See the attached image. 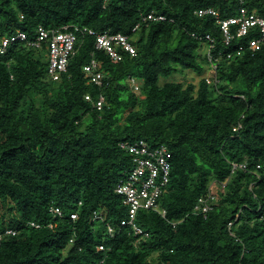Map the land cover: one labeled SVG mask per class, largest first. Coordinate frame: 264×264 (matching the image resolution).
<instances>
[{"label":"trees","instance_id":"16d2710c","mask_svg":"<svg viewBox=\"0 0 264 264\" xmlns=\"http://www.w3.org/2000/svg\"><path fill=\"white\" fill-rule=\"evenodd\" d=\"M205 8L264 16V0H0V38L78 25L128 35L136 48L114 60L80 35L59 80L45 45L0 53V232L18 230L0 241V264H264V43L252 50L257 30L237 36V24L227 43L217 18L198 14ZM151 13L165 19L144 20ZM92 60L103 85L84 69ZM184 70L201 79L161 82ZM140 138L172 153L167 215L140 210L148 236L131 226L111 236L107 225L128 214L115 188L132 158L120 144ZM215 182L211 211L193 212Z\"/></svg>","mask_w":264,"mask_h":264},{"label":"built area","instance_id":"2783aa9c","mask_svg":"<svg viewBox=\"0 0 264 264\" xmlns=\"http://www.w3.org/2000/svg\"><path fill=\"white\" fill-rule=\"evenodd\" d=\"M239 1L244 3L245 0ZM198 14L200 16L205 14L214 15L222 28L227 43L234 38L232 26L235 24L238 25L236 31L237 36L247 35L251 28L257 30V36L250 43L252 50L258 49L264 43V16L256 12L248 13L245 9H241L240 15L226 19L220 18L219 12L214 8L200 9L198 10ZM146 19L164 20L165 16L151 13L144 17V20ZM85 34L94 36L96 39V47L105 50L114 60L123 58L121 50H125L132 55L136 54V48L131 43L128 35L109 32L98 33L92 28L78 25H65L62 28H47L40 25L37 28L35 38L32 40H28L27 34L22 31L13 36L0 38V53H5L12 43L22 40L27 41L30 46L36 48H42L45 45L49 60V77L52 80H59L61 75L67 71L71 56L76 52L79 36ZM206 38L210 39V36L207 35ZM84 69L87 75L91 77L93 83L103 85L105 72L98 70V65L95 60H92ZM215 69L216 67L212 65L214 73ZM135 80V78H130L132 86L138 90L139 87L136 85ZM86 98L91 99L88 95ZM104 103L105 95L101 93L95 102V106L98 109H102ZM120 146L130 153L132 158L131 167L123 172L115 188L116 193L123 197L128 214L118 227L108 224L107 232L111 236H115L122 227L131 226L134 234L145 237L148 236V233L144 232L143 228L136 223L137 215L140 210H148L157 212L162 217H166L167 211L161 205V198L170 180L172 153L167 146H155L145 138L123 141ZM246 168V163H232V171ZM220 185L221 183L218 182L213 183L208 193L199 198L193 208V212L206 216L217 201V192L220 189ZM222 186L224 187L225 185L222 184ZM51 211L55 215L62 216L63 214L62 210L57 206H52ZM71 217L75 219L77 215L72 214ZM93 218L95 220H104L103 212L95 211ZM175 224L173 222V225ZM30 225L35 228L41 227L36 222H31ZM17 232L18 230L14 228H7L3 233L0 232V241L4 235H16ZM104 248V245L99 246V250H103Z\"/></svg>","mask_w":264,"mask_h":264},{"label":"rangeland","instance_id":"374dc122","mask_svg":"<svg viewBox=\"0 0 264 264\" xmlns=\"http://www.w3.org/2000/svg\"><path fill=\"white\" fill-rule=\"evenodd\" d=\"M205 51H206V46L204 45V47L202 48V52H205ZM213 74H214V71L212 69H207V71L203 75L207 79L212 80ZM200 79H201V76L196 74L192 70H184V71L176 72L174 75H172L171 77H169L167 79H162L161 82L164 83V82L170 80V81H178V82H183V83L193 82V83L197 84ZM135 82H136V85L140 89L141 82L138 81L137 79L135 80ZM216 190H217V186H216Z\"/></svg>","mask_w":264,"mask_h":264}]
</instances>
